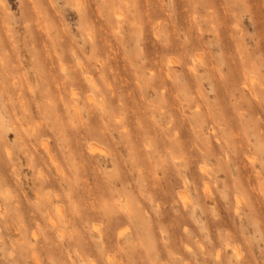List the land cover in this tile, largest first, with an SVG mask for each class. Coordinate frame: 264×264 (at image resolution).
Listing matches in <instances>:
<instances>
[{"label":"rangeland","instance_id":"rangeland-1","mask_svg":"<svg viewBox=\"0 0 264 264\" xmlns=\"http://www.w3.org/2000/svg\"><path fill=\"white\" fill-rule=\"evenodd\" d=\"M262 114L264 0H0V264H264Z\"/></svg>","mask_w":264,"mask_h":264},{"label":"bare ground","instance_id":"bare-ground-1","mask_svg":"<svg viewBox=\"0 0 264 264\" xmlns=\"http://www.w3.org/2000/svg\"><path fill=\"white\" fill-rule=\"evenodd\" d=\"M112 3H113V2H112ZM112 3H111V5H112ZM76 4H77V3H76ZM78 7H79V5H78ZM85 12H86V11H85ZM81 13H82V12H81ZM115 13H117V11H115ZM118 14H119V13H118ZM118 14H117V15H118ZM114 15H115V14H114ZM117 15H116L115 17H117ZM209 16L211 17V15H209ZM118 17H119V15H118ZM118 17H117V18H118ZM119 18L123 19L122 17H119ZM116 20H117V19H116ZM118 20H119V19H118ZM118 20L116 21V24L119 22ZM121 24H122V22H121ZM130 24H131V21H130ZM132 25H133V24H132ZM120 26H122V25H120V22H119V28H118V24H117V26L112 27V28H113V31L115 30V27L117 28V31H116V30H115L116 32L114 31L116 34H118V29H119V33H120ZM165 28H166V27H165ZM170 28H172V27H170ZM186 28H187V27H186ZM174 29H175V28H174ZM146 30H147V29H146ZM199 30H201V29L199 28ZM170 31L172 32V30H170ZM90 32H91V31H90ZM166 32H167V30H166ZM189 32H190V31L186 32V34H187V33L189 34ZM154 33H157V32H155V30H154ZM169 33H170V32H169ZM169 33H167V35H169ZM93 34H94V33H93ZM170 34H171V33H170ZM119 35H120V37H121V33H120ZM145 35H146V34H145ZM154 35H155V34H154ZM167 35H166V37H167ZM92 36H93V35H92ZM156 36L158 37V34H157ZM176 36H177V35H176ZM188 36H189V35H188ZM169 37L171 38V36H168V38H169ZM170 38H169V39H170ZM187 38H188V37H187ZM189 38H190V37H189ZM191 38H192V37H191ZM96 39H97V38H96ZM120 39H121V38H120ZM139 39H140V38H139ZM169 39H167V40H169ZM175 39H176V38H175ZM167 40H166V42H167ZM194 40H195V39H194ZM87 42H88V40H87ZM178 42H179V40H178ZM189 42H191V43H190L191 45H192V44L194 45V46H193L194 49H195L196 47L199 46V45L197 46L198 42H197V44L195 45L194 43H196V42H193V43H192V40H191V39L189 40ZM189 42H188L187 45H190ZM172 43H174V40H173V39H172ZM158 44H160V43H158ZM164 44H165V43H164ZM166 44H167V43H166ZM176 44H177V43L175 42V45H176ZM182 44H183V43H182ZM185 44H186V43H185ZM96 45H97V43H96ZM170 45H171L170 47L172 48V47H173L172 44H170ZM173 45H174V44H173ZM191 45H190V46H191ZM200 45H201V40H200ZM147 46H148V49H149V45H147ZM147 46H146V47H147ZM161 46H163V45L161 44ZM161 46H160V47H161ZM167 46H168V45H167ZM176 46H177V45H176ZM180 46H181V45H180ZM182 46H183V45H182ZM190 46H189V47H190ZM93 47H94V49L96 48L95 46H92V48H93ZM146 47H145V49H147ZM158 47H159V46H158ZM164 47H165V49H166V46H163V48H164ZM170 47H168V48H170ZM193 47H192V48H193ZM216 47H217V46H216ZM161 48H162V47H161ZM168 48H167V49H168ZM173 48H174V47H173ZM184 48H185V47H184ZM192 48L190 47V50H192ZM148 49H147V50H148ZM174 49L178 50L179 48L177 49V48L175 47ZM174 49H173V50H174ZM185 49H186V48H185ZM187 49H188V48H187ZM187 49H186V50H187ZM194 49H193V50H194ZM196 49H197V48H196ZM147 50H146V51H147ZM160 50H162L161 52H166V53H167L168 50L170 51V50H172V49H168L167 51H166V50L163 51V49H160ZM180 50H181V49H180ZM186 50H185V51H186ZM197 50L199 51V49H197ZM182 51H183V50H182ZM182 51H181V53H182ZM187 51H188V50H187ZM187 51H186V52H187ZM198 51H197V52H198ZM175 52H176L177 55H178L180 51H178V52L175 51ZM190 52H191V51H190ZM190 52L187 53V54H190ZM155 54H156V53H155ZM158 54H159V53H158ZM170 54H171V53H170ZM187 54H186V56H189V55H187ZM97 55H99V54H97ZM159 55H160V54H159ZM161 55H164V54L161 53ZM174 55H175V54H174ZM177 55H176V56H177ZM179 55H180V54H179ZM179 55H178L177 57H179ZM191 55H192V52H191ZM193 55H194V53H193ZM172 56H173V55H172ZM186 56H185V54H184L183 57H186ZM195 56H197V54H195ZM199 56H200V55H199ZM156 57H157V56H156ZM158 57H160V56H158ZM197 57H198V56H197ZM160 58H162V56H161ZM163 58H164V57H163ZM188 58H193V57H188ZM200 58H201V57H200ZM166 59H167V58H166ZM179 59H180V57H179ZM201 59H204V58H201ZM201 59L196 58V60H199V62H200V61H201V62L203 61V60H201ZM158 60H159V59H158ZM172 60H173V59H172ZM177 60H178V59H177ZM182 60H183V59H181V61H182ZM186 60L188 61L187 58H186ZM189 60H190V59H189ZM196 60H192V62H195V66L192 65L193 67H191V68H193V69L196 68V65H197V64H196ZM6 61H7V64H6ZM154 61H155V60H154ZM156 61H157V60H156ZM159 61H160V60H159ZM161 61H162V60H161ZM161 61H160V62H161ZM164 61H165V60H164ZM167 61H168V59H167ZM167 61H165V62H167ZM179 61H180V60H179ZM190 61H191V60H190ZM204 61H206V60L204 59ZM204 61H203V62H204ZM3 62H4L6 65H8V64L10 63V62L8 63V60H7V59H5ZM102 62H103V61H102ZM165 62H164V64H162L163 62L159 64L158 61H157V63H158L159 65H162V66L165 65ZM169 62H170V60H169L167 63H169ZM182 62H183V61H182ZM184 62H185V60H184ZM157 63L155 62L154 64H157ZM167 63H166V65H167ZM173 63L175 64L176 62H173V61H172V63H169V65H167L169 69L172 68V67H170V66H171L170 64L173 65ZM185 63H186V62H185ZM188 63H189V62H188ZM150 64H152V65L154 66L153 63H150ZM177 64H179V63L177 62L175 65H177ZM205 64H206V63L204 62V65H205ZM244 64H245V63H244ZM250 64H251V63H249V65H250ZM180 65H184V66H186V64H182V63H181ZM189 65H191V64L189 63V64L186 66V68H188ZM202 65H203V63H202ZM207 65H209V64H206V66H207ZM252 65H253V64H252ZM10 66H11V65L9 64V68H10ZM155 66H156V65H155ZM206 66H205V68H209V67H210V66H209V67H206ZM157 67H158V65H157ZM159 67H161V66H159ZM159 67H158V68H159ZM174 67H175V66H174ZM9 68L7 67V69H9ZM163 68H164V67H162L161 70H162ZM168 68H166L167 71H169ZM182 68H183V67H182ZM186 68H185V69H186ZM191 68H188V70L191 69ZM246 68H247V65H246ZM253 68H254V67H253ZM164 69H165V68H164ZM196 69H198V68H196ZM209 69H212V68H209ZM9 70H10V69H9ZM172 70H173V69H172ZM172 70H171V71H172ZM181 70H182V69H181ZM250 70H251V68H250ZM165 71H166V70H165ZM167 71H166V72H167ZM171 71H169V72H171ZM182 71H183V74H184V72H186L185 70H182ZM189 71H190V70H189ZM191 71H192V69H191ZM194 71L198 72V70H194ZM194 71H192V72H194ZM254 71H255V70H254ZM254 71H253V76H254ZM160 72H161V71H160ZM173 72H175V71H173ZM173 72H172V73H173ZM192 72H191V73H192ZM255 72H256V71H255ZM187 73H188V72H186V74H187ZM189 73H190V72H189ZM198 73H199V72H198ZM240 73H241V72H240ZM162 74H163V73H162ZM166 74H167V73H166ZM174 74H175V73H174ZM196 74H197V73H196ZM172 75H173V74H172ZM257 75H258V74H257ZM184 76H185V75H184ZM189 76H190V74H189ZM193 76H194V73H193ZM198 76H200V75H198ZM103 77H106V79H107V76H106V75H104ZM161 77H162V76H161ZM176 77H177V76H176ZM191 77H192V76H191ZM191 77H189V78H191ZM254 77H255V76H254ZM189 78H188V79H189ZM195 78H196L197 81H198V78H199V77H196V76H195ZM201 78H202V76H201ZM244 78H245V77H244ZM91 79H92V78H91ZM104 79H105V78H104ZM106 79H105V80H106ZM108 79H109V78H108ZM108 79L106 80V84H108V83H107ZM160 79H161V78H160ZM214 79H215V78H212L213 81H214ZM254 79H256V78H254ZM93 80H94V79H93ZM162 80H163V79H162ZM162 80H161V81H162ZM240 80H242V79H240ZM88 81L93 82V84H95V83H94L95 80L92 81V80H90V78H89ZM161 81H160V82H161ZM167 81H168V80H167ZM174 81H175V80H174ZM197 81H196V82H197ZM255 81H256V80H254V84H255ZM175 82H176V81H175ZM187 82H189V81L187 80ZM241 82H243V81H241ZM245 82H246V81H245ZM257 82H258V80H257ZM16 83H17V86H19V85H18V82H16ZM109 83H110V82H109ZM158 83H159V82H158ZM162 83H164V82H162ZM166 83H167V82H165V84H166ZM177 83H179V82H177ZM190 83H192V82H190ZM213 83H214V82H213ZM247 83H249V82H247ZM259 83H260V82H259ZM96 84H98V83H96ZM155 84H157V83H155ZM160 84H161V83H160ZM165 84L162 85V88H164L163 91L165 90V87H166V86L163 87ZM174 84H176V83H174ZM192 84H193V83H192ZM214 84H215V83H214ZM245 84H246V83H245ZM245 84H244V85H245ZM254 84H253V85H254ZM257 84H258V83H257ZM261 84H262V82H261ZM261 84H260V85H261ZM91 85H92V83H91ZM109 85H111V83H110ZM113 85H114V84H113ZM181 85H182V84H181ZM188 85H189V84H188ZM247 85H248V84H247ZM247 85H246V86H247ZM255 85H256V84H255ZM260 85H259V88H260ZM92 86H93V87H96L95 85H92ZM107 86H108V85H107ZM152 86H153V85H151V87H152ZM158 86H159V85H158ZM176 86H177V85H176ZM178 86H179V84H178ZM248 86H249V85H248ZM256 86H257V85H256ZM261 86H262V85H261ZM109 87L112 88L113 86H112V87L109 86ZM151 87H150V88H151ZM160 87H161V86H160ZM188 87H189V90H188L187 88H186V90H187V91H190L191 87H190V86H188ZM192 87H193V86H192ZM250 87L252 88V85H251ZM254 87H255V86H254ZM3 88H4V87H3ZM98 88H99V87H98V85H97V87H96L95 89L97 90ZM154 88H155V86H154ZM156 88H157V87H156ZM166 88H167V87H166ZM168 88H169V87H168ZM244 88H245V87H244ZM244 88H243V89H244ZM261 88H262V87H261ZM248 89H249V88H248ZM155 90H156V89H155ZM155 90H154V91H155ZM166 90H167V89H166ZM249 90H250V89H249ZM150 91H152V89H151ZM262 91H263V90H262ZM163 93H164V92H163ZM165 93L168 94L169 92H168V93L165 92ZM75 94H76V92L74 91V95H75ZM187 94L189 95V93H187ZM191 94H193V93L191 92ZM163 95L165 96V94H163ZM166 96H167V95H166ZM166 96H165V97H166ZM184 96H185V94H184ZM189 96L191 97V95H189ZM194 96L197 97L196 95H194ZM89 97H90V95H89ZM165 97H164V98H165ZM199 97H200V96H198L197 100L199 99ZM255 97H256V96H255ZM92 98H93V97L91 96V99H90V100H92ZM192 98H193V96H192ZM183 99H184V98H183ZM256 99H257V97H256ZM93 100H94V101H93ZM93 100H92V102H93V104H94V102H95L96 100H95V98H93ZM106 100H107V98H106ZM112 100H113V99H112ZM185 100H186V99H185ZM191 100H192V99H190V101H191ZM257 100H258V99H257ZM190 101H188V103H189ZM194 101H196V100L194 99ZM252 101H254V100H252ZM87 102H88V104H89L90 101L87 100ZM106 102H107V101H106ZM108 102H109V99H108ZM108 102H107V103H108ZM110 102L112 103V101H110ZM191 102H192V101H191ZM198 102H200V99L198 100ZM198 102H196V103H198ZM242 102H243V101H242ZM95 103H96V102H95ZM97 103H98V105H99V102H98V101H97ZM97 103H96V105H97ZM245 103H246V102H245ZM245 103H244V104H245ZM249 103H252V102H249ZM254 103L256 104L257 102H254ZM254 103H252V104H254ZM193 104H194V103H193ZM198 104H199V103H198ZM240 104H242V103H240ZM255 104H254V105H255ZM89 105H90V104H89ZM195 105H196V104H195ZM199 105H200V104H199ZM245 105H246V104H245ZM254 105H253V106H254ZM91 106H92V105H91ZM122 106H123V105H122ZM196 106H197V105H196ZM247 106H249L248 103H247ZM253 106H252V109H254ZM255 106H256V105H255ZM98 107L101 108L100 106H98ZM109 107H110V105H109ZM116 107L118 108V106H116ZM249 107H250V106H249ZM257 107H258V106H257ZM198 108L200 109L199 106L197 107V110H199ZM258 108H259V107H258ZM114 109H116V108H114ZM256 109H257V108H256ZM249 110H250V108H249ZM99 111H101V110H99ZM108 111H109V110H108ZM111 111H112V110H111ZM117 111H118V110H117ZM76 112H77V111H76ZM102 112H104V109H103ZM162 112H163V111H162ZM162 112H160V114H164V113H162ZM249 112H250V111H249ZM256 112H257V111H256ZM104 113H105V112H104ZM116 113H117V112H116ZM261 113H262V112H261ZM170 114L172 115L173 112H171ZM174 114H175V113H174ZM249 114H250V113H249ZM258 114H259V113H256L257 116H259V115L261 116V114H259V115H258ZM204 115H207V114L204 113ZM256 115H254V116H256ZM263 115H264V114H262V116H263ZM102 116H103V114H102ZM102 116H101V117H102ZM106 116H107V114H106ZM161 116H164V115H161ZM165 116H166V115H165ZM202 116H203V114H202ZM252 116H253V115H252ZM254 116H253V119H254ZM260 116H259V118H260ZM172 117H173V115H172ZM174 117H175V116H174ZM204 117H206V116H204ZM218 117H220V115H219ZM166 118H167V117H166ZM175 118H176V117H175ZM175 118H174V119H175ZM208 118H209V117H208ZM208 118L206 117V120H207ZM220 118H221V117H220ZM220 118H218V119H220ZM261 118H262V117H261ZM261 118H260V119H261ZM105 119H107V118L105 117ZM109 119H110V118H109ZM109 119H108V120H109ZM174 119H173V120H174ZM209 119H210V118H209ZM221 119H223V118H221ZM253 119H252V120H253ZM260 119H259V121H260ZM263 119H264V118H263ZM263 119L261 120L262 122H263ZM115 120H116V119H115ZM171 120H172V118H171ZM210 120H211V119H210ZM109 121H110V120H109ZM174 121H175V123H171V125L174 124V126H176L177 129H178V126L175 125V124L178 123V122H176V120H174ZM177 121H178V120H177ZM211 121H213V120H211ZM214 121H216V119H214ZM112 122H114V121L112 120ZM116 122H122V121H121V120H120V121H117V120H116ZM212 123H213V125L215 126L214 122H212ZM253 123L256 124V121L252 122V124H253ZM259 123H260V124H259V125H260V129H261V126H262L263 124L261 125V122H259ZM263 123H264V122H263ZM106 124H107V123H106ZM110 124H111V123H110ZM119 124L121 125V123H119ZM257 124H258V123H257ZM107 125H108V124H107ZM115 125H116V124H115ZM124 125H125V124H124ZM197 125H198V123H197ZM197 125H196V126H197ZM200 125H202V124L200 123ZM213 125H212V126H211V124L209 125V127L211 126L212 130H213ZM246 125H247V124H246ZM105 126H106V125H105ZM168 126H169V125H168ZM168 126H167V128H168ZM179 126H180V130H181V128H182V129H185L183 126H181V125H179ZM248 126H249V125H248ZM254 126H255V125H254ZM80 127H81V126H80ZM106 127H107V126H106ZM141 127H142V126H141ZM144 127H145V126H144ZM144 127H142V128H144ZM172 127H173V126H172ZM176 127H174V128L176 129ZM215 127H216V126H215ZM249 127H250V126H249ZM252 127H253V126H252ZM258 127H259V126H258ZM262 127H264V125H263ZM17 128H18V127H17ZM81 128H83V127H81ZM125 128H126V127H125ZM125 128H124V129H125ZM146 128H147V127H146ZM153 128H154V126H153ZM169 128H170V126H169ZM211 128H210V129H211ZM245 128H246V127H245ZM247 128H248V127H247ZM78 129H79V128H78ZM113 129H114V128H113ZM124 129H123V130H124ZM150 129H151V128H150ZM155 129H156V127H155ZM172 129H173V128H172ZM250 129H251V128H250ZM257 129H259V128H257ZM262 129H263V128H262ZM81 130H82V129H81ZM84 130H86V127H84L83 131H84ZM123 130H122V131H123ZM142 130H144V129H142ZM146 130L149 131V127H148V129H146ZM156 130L158 131L159 129H156ZM165 130H166V129H165ZM167 130H168V132H169V129H167ZM178 130H179V129H178ZM185 130H186V129H185ZM245 130H247V129H245ZM79 131H80V130H79ZM94 131H95V129H94ZM124 131H125V130H124ZM148 131H147V132H148ZM157 131H156V132H157ZM160 131H161V130H160ZM162 131H163V130H162ZM170 131H171V130H170ZM183 131H184V130H183ZM183 131H182V133H184ZM215 131H216V130H215V128H214L213 133H214ZM247 131H248V130H247ZM251 131H252V130H251ZM251 131H250V132H251ZM262 131H263V130H262ZM84 132H85V131H84ZM95 132H96V131H95ZM97 132H98V131H97ZM152 132H155L154 129H153ZM164 132H166V131H164ZM168 132H167V133H168ZM172 132H174V131H172ZM42 133H43V132H42ZM99 133H100V131L98 132V134H99ZM120 133H122V132H120ZM158 133H160V132H158ZM169 133H170V132H169ZM169 133H168V134H169ZM180 133H181V131H180ZM262 133H264V131H263ZM262 133H261V134H262ZM88 134H89V133H88ZM93 134L96 135L97 133H93ZM100 134H101V133H100ZM100 134L98 135V137L100 136ZM155 134H157V133H155ZM170 134H171V133H170ZM170 134H169V135H170ZM175 134H176L175 136H178V134H179L178 131H176ZM36 135H37V134H36ZM36 135H35V136H36ZM42 135H43V134H42ZM85 135L87 136V131H86ZM105 135H106V134H105ZM157 135H162V136H163V134H157ZM172 135H173V134H172ZM214 135H216V132L214 133ZM214 135H212V136H214ZM232 135H233V133H232ZM249 135H250V134H249ZM259 135H260V134H259ZM259 135H258V136H259ZM102 136H103V135H102ZM102 136H101L100 138H102ZM106 136H107V135H106ZM162 136H159V137L161 138ZM229 136H230V134H229ZM251 136H252V135H251ZM84 137H85V136H84ZM84 137H83V138H84ZM103 137H104V136H103ZM164 137H165V136H164ZM173 137H174V136H173ZM179 137H180V139H181V137H183V136H179ZM179 137H177V138H179ZM252 137H253V136H252ZM259 137H261V136H259ZM87 138L89 139L88 136H87ZM87 138L85 137V139H87ZM93 138H95V136H94ZM175 138H176V137H175ZM175 138H174V139H175ZM232 138H233V137H232ZM250 138H251V137H250ZM250 138H248V139H250ZM85 139H84V140H85ZM96 139H97V138H96ZM98 139H99V138H98ZM103 139H104V138H103ZM163 139H164V138H162V140H163ZM167 139H170L169 136H168ZM241 139H242V138H241ZM244 139H245V137H244ZM244 139H243L242 141H244ZM252 139L254 140L255 137H254V138H251L250 141H251ZM65 140H66V139H65ZM100 140H101V139H100ZM178 140H179V139H177V142H178ZM257 140H258V139H257ZM263 140H264V139H263ZM43 141H44V142H42V143H43V145H45L44 147L47 148L46 146H47L48 143L46 144V142H48V141H47V140H46V141L43 140ZM86 141H87V140H86ZM169 141H172V139L168 140L167 142H169ZM173 141L175 142V140H173ZM210 141H211V140H210ZM242 141H241V140L239 141L240 144L242 143ZM258 141H259V140H258ZM258 141H257V142H258ZM72 142H73V141H72ZM72 142H71V144H72ZM92 142H93V141H91L90 143H92ZM149 142H150V141H149ZM179 142H180V140H179ZM179 142H178V143H179ZM182 142H183V141H182ZM237 142H238V141H237ZM244 142H245V141H244ZM247 142H248V141H247ZM255 142H256V141H255ZM260 142L263 143L262 141H260ZM63 143H64V142H63ZM83 143L86 144V142H83ZM146 143H147V140H146ZM162 143H164V142H162ZM170 143H171V142H170ZM183 143H184V142H183ZM217 143H218V142H217ZM249 143H251V142H249ZM93 144H94V143H93ZM125 144L127 145V143H125ZM147 144L149 145V143H147ZM172 144H173V143H171V145H172ZM174 144H175V143H174ZM176 144H177V143H176ZM179 144H180V143H179ZM184 144H185V145H183V144L181 145V144H180V145H181L180 147H183L182 150H186V149L184 148V147H186V143H184ZM224 144H226V143H224ZM238 144H239V143H238ZM238 144H237V146H239ZM243 144H244V143H243ZM245 144H246V143H245ZM245 144H244L243 146H245ZM251 144H252V143H251ZM43 145H42V146H43ZM68 145H69V144H68ZM95 145H96V144H95ZM126 145H125V146L123 145V146L126 148ZM163 145H165V143H164ZM163 145H162V146H163ZM209 145H212V144H209ZM248 145H249V144H247V146H248ZM263 145H264V144H263ZM84 146H86V145H84ZM84 146H83V147H84ZM97 146H100V145H97ZM127 146H128V145H127ZM162 146H161V147H162ZM165 146H166V145H165ZM177 146H179V145H177ZM212 146H213V145H212ZM221 146H222V145H221ZM240 146H241V145H240ZM243 146H242L241 148H239V149H242ZM48 147H49V146H48ZM65 147H66V146H65ZM163 147H164V146H163ZM163 147H162V148H163ZM213 147H214V146H213ZM217 147H219V146H217ZM217 147H216V148H217ZM251 147H252V146H251ZM67 148L69 149V147H67ZM85 148H89V147L86 146ZM162 148H161V150H162ZM216 148H214V149H216ZM244 148L246 149V152H247V155H248L249 152H250L251 150H250V151L248 150V151H249V152H248V151H247L248 147H247V148L244 147ZM79 149H80V146H79ZM101 149H102V148H101ZM128 149H129V148H128ZM236 149H238V148H236ZM239 149H238V150H239ZM245 149H242V151L245 150ZM258 149H259V147H258ZM45 150H46V149H45ZM50 150H51V149H50ZM50 150L47 149V150H46L47 153H50V152L52 153V151H50ZM94 150H95V147H94V145L91 144V145H90V151L94 152ZM105 150H106V149H105ZM163 150H164V148H163ZM199 150L201 151L202 148H201V149L199 148ZM211 150H213V148H212ZM211 150H210V146L208 147V145H207V146H206V151L204 152V153H205V156L208 154V155H211L212 157H215L214 155L211 154L213 151L215 152V155H216L217 153H220L218 149H217V150H218L217 153H216V150H213L212 152H211ZM234 150H235V149H234ZM48 151H50V152H48ZM70 151H71V150H70ZM73 151H74V150H73ZM106 151H107V150H106ZM128 151H129V150H128ZM178 151H181V150L178 149ZM202 151H204V150H202ZM236 151H237V150H236ZM261 151H263V150L261 149ZM104 152H105V151H104ZM107 152H108V151H107ZM107 152H106V153H107ZM163 152L166 153L165 151H163ZM169 152H171V151L169 150ZM169 152H167V153H169ZM174 152H175V151H174ZM183 152H184V151H183ZM239 152L241 153V150H240ZM251 152H252V151H251ZM251 152H250V154H251ZM51 153H50V154H51ZM89 153H90V152H89ZM108 153H109V152H108ZM171 153H172V152H171ZM206 153H207V154H206ZM240 153H238V154H240ZM243 153H244V152H242V155H243ZM262 153H264V152H262ZM50 154H49V155H50ZM92 154H93V153H92ZM200 154H201V153H200ZM244 154L246 155V153H244ZM255 154H256V153H255ZM260 154H261V152H260ZM51 155H53V154H51ZM88 155H89V154H88ZM109 155H110V154H109ZM109 155H108V156H109ZM172 155H174V154H172ZM208 155H207V156H208ZM218 155H219V154H218ZM218 155H217V157H216L217 159H218ZM242 155H241V156H242ZM247 155H246V157H245L246 159L249 158V159L247 160V162H248V161H249L250 163L252 162V166H253V165H254L253 163H255L253 160L258 161L257 158L255 159V157L253 156L252 158H254V159H251L252 161H250V158H251L252 155H249L250 157H249V156L247 157ZM256 155H257V154H256ZM207 156H206V158H207ZM53 157H54V156H51L52 159H53ZM172 157H173V156H172ZM174 157H175V156H174ZM176 157H177V156H176ZM208 157H209V156H208ZM89 158H90V157H89ZM112 158H113V157H112ZM203 158H204V157H203ZM203 158H202V159H203ZM54 159H55V158H54ZM110 159H111V158H110ZM176 159H177V158H176ZM176 159H174V160H176ZM179 159H180V158H179ZM179 159H178V160H179ZM204 159H205V158H204ZM204 159H203V160H204ZM207 159H208V158H207ZM231 159H232V158H231ZM246 159H245V160H246ZM205 160H206V159H205ZM206 161H207V160H206ZM206 161H205V162H206ZM203 162H204V161H202V163H203ZM233 162H234V160H233ZM240 162H241V161H240ZM245 162H246V161H245ZM193 163H194V162H193ZM202 163H200V164H202ZM206 163H207V162H206ZM206 163H203V165L206 164ZM238 163H239V162H238ZM241 163H242V162H241ZM198 164H199V163H198ZM222 164H223V163L219 164L220 167L222 166V167L219 168V169L222 170V172L224 171L223 174H225V176L229 177V175H228V174H229V171H228V170H229L230 168H229L227 165H226V167H225V166H223V165H225V164H223V165H222ZM189 165H190V164H189ZM191 165H193V164H191ZM242 165H243V164H242ZM200 166H201V165H200ZM190 167H191V166H189V168H190ZM198 167H199V166H198ZM244 167H245V166H244ZM244 167H243V168H244ZM199 168H200V167H199ZM203 168H204V169L206 168V170L201 169L202 171L200 170V173L203 172V171H208L207 168H209V165H206V166L203 167ZM212 168H213V167H212ZM224 168H225V169H224ZM227 168H229V169H227ZM239 168H240V167H239ZM241 168H242V167H241ZM245 168H246V167H245ZM245 168H244V170H245ZM215 169H216V168H214V170H215ZM246 169H247V168H246ZM216 170H217V171H213V170L210 171V170H209V173L211 174L212 177H216V173L219 171L218 169H216ZM236 170L238 171L239 169H236ZM245 171H246V170H245ZM238 172L240 173V170H239ZM247 173H248V172H247ZM206 174H207V173H206ZM207 175H208V174H207ZM240 175H242V174L240 173ZM96 176H97V175H96ZM205 176H206V175H205ZM243 176H244V175H243ZM200 177H201V175H200ZM209 177H210V176H209ZM249 177H250V176H249ZM66 178H67V177H66ZM66 178L63 177V179H66ZM240 178H241L240 180H242V176H240ZM244 178H245V176H244ZM250 178H251V177H250ZM47 179L49 180V182H50L51 185H52L53 182H51V181H53V180H51V178H50V179L47 178ZM201 179H203V177H202ZM205 179H206V178H205ZM246 179H247V178H246ZM246 179H243V181H244V180H245V181H248V180H246ZM48 180H47V181H48ZM50 180H51V181H50ZM67 180H68V179H67ZM67 180H66V181H67ZM250 180H251V179H250ZM206 181H207V180H206ZM206 181H205V183H203V184H205V185H204V188H205V189L202 188L203 191L205 190V193H204V192L202 193L203 195L205 194L204 196H208L207 194H209V195L212 194V193H210L212 190H210V192H208V190H209V186H208V185H209V184L206 183ZM243 181H242V184H243ZM49 182H47V183H49ZM207 182H208V181H207ZM261 182H262V181H261ZM261 182H259V183H261ZM47 183H45V186L47 185ZM50 183H49V185H50ZM240 183H241V181H240ZM247 183L249 184V182H247ZM247 183H245V184L248 185ZM259 183H258V186H259V189H261L260 186H261L262 183H261V184H259ZM245 184H244V186H245ZM4 185H5V184H4ZM42 185H43V184H42ZM49 185H47V186H49ZM164 185L166 186V183H164ZM168 185H169V183L167 184V186H168ZM171 186H172V185H171ZM240 186H241V188H242L243 185H240ZM248 186H249V185H248ZM248 186H246V188H248ZM168 187H169V186H168ZM176 187H178V186H176ZM262 187H263V184H262ZM166 188H167V187H166ZM241 188H240V190H241L242 192L244 191V193H246L247 190H249L251 187L248 188V189H246L245 187H243V189L245 188L246 191H245V189L243 190V189H241ZM196 189H197V188H196ZM262 189H264V188H262ZM250 190H251V189H250ZM182 191H183V190H182V188H181V190L179 191V193L182 192ZM261 191H262V190H261ZM212 192H213V191H212ZM231 192H232V191H231ZM236 192H237V191H236ZM242 192H241V193H242ZM251 192H252V191H251ZM182 193H183V192H182ZM213 193H214V192H213ZM232 193H233V192H232ZM241 193H240V196L242 195ZM247 193H248V192H247ZM249 193H250V192H249ZM180 194H181V193H180ZM180 194H179V196H181ZM199 194H200V193H199ZM215 194H216V193H215ZM177 195H178V194H177ZM233 195H234V194H233ZM233 195H232V196H233ZM204 196H203V197H204ZM215 196H216V195H215ZM217 196H218V195H217ZM220 196H221V195H220ZM220 196H219V197H220ZM222 196L224 197V195H222ZM229 196H230V195H229ZM181 197H182V200H184L185 197L188 198L186 195H184V193H183V196H181ZM181 197H180V198H181ZM183 197H184V198H183ZM219 197H215V198L220 199ZM241 197H242V196H241ZM177 198H178V196H177ZM205 198H206V197H205ZM207 198H208V197H207ZM212 198H214V197H212ZM199 199H200V197H199ZM178 200L180 201L181 199H178ZM214 200H215V199H214ZM239 200H240V198H239V199H236L235 201H237V203H239V202H238ZM240 201H241V200H240ZM182 202H183V201H182ZM182 202H181V203H182ZM256 202H257V201H256ZM44 204H45V203H44ZM217 205H218V204H217ZM240 205H242V204L240 203ZM252 205L254 206V203H253ZM255 205H256V203H255ZM257 205H258V204H257ZM184 206H186V205L184 204L183 207H184ZM236 206L238 207V205H236ZM237 207H236L235 212H236L237 209L239 208V207H238V208H237ZM201 208H202V207H201ZM196 210H197V209H196ZM196 210H195V212H196ZM198 211H199V210H198ZM200 211L204 212L205 209H204V211H203V210H200ZM127 212H128V211H127ZM130 212H131V211H129L128 213H130ZM205 212H206V211H205ZM237 212H238V211H237ZM196 214H197V213H196ZM5 215H6V213H5ZM130 215H131V213H130ZM206 215H207V217H208V214H206ZM54 220H55V219H54ZM252 221H253V220H252ZM27 222H29V221H27ZM52 222H53V221H52ZM13 223H14V222H13ZM25 223H26V222H25ZM10 224H12V223H10ZM53 224H54V222H53ZM249 224H250V222H249ZM30 225L32 226V223H31V222H30ZM56 225L58 226V224H56ZM56 225H53V226H55L56 229H58L59 226H58V228H57ZM208 225H209V224H208ZM250 225H251V224H250ZM259 225H260V224H259ZM9 226H10V225H9ZM11 226H12V225H11ZM61 226H62V225H61ZM61 226H60V227H61ZM247 226H248V225H247ZM3 227H4V229H5V226H3ZM250 227H251V226H250ZM259 227H260V226H259ZM19 228H20V227H19ZM23 228H24V227H23ZM193 228H194V227H193ZM255 228H256V226H255ZM255 228H254V229H255ZM257 228H258V224H257ZM32 229L34 230V227H32ZM59 229H60V228H59ZM59 229H58V230H59ZM209 229H210V230H209L210 232L208 231V233H211L212 229H211V228H209ZM254 229H253V230H254ZM33 230H32V231H33ZM191 230H192V229H191ZM193 230H194V229H193ZM251 230H252V229H251ZM6 231H8V230H6ZM59 231H60V232H63V229H62V231H61V229H60ZM194 231H195V230H194ZM35 232H36V231H34V234H33V235H37V234H38V233L36 234ZM196 232H197V231H196ZM193 233H194V232H193ZM227 233H228L229 235L231 234V233H229V232H227ZM227 233H226V234H227ZM194 234H195V233H194ZM197 234H198V232H197ZM197 234H195V237H197V236H196ZM205 234H206V233H205ZM213 234H214V233L212 232V235H211V234H209V235L213 236ZM226 234H225V235H226ZM214 235H215V234H214ZM198 236H199V234H198ZM215 236H217V235H215ZM215 236H214V237H215ZM230 236L233 237L232 234H231ZM209 237H210V236H209ZM214 237H213V238H214ZM217 237H218V236H217ZM227 237H228V236H227ZM215 238H216V237H215ZM215 238H214V240H217V239H215ZM198 239H199V240H198ZM226 239H227V238H226ZM218 240H220V239L218 238ZM229 240H230V239H228V241H229ZM6 241H8V240H6ZM197 241H202V239L197 238ZM211 241H212V239H211ZM225 241H226L225 244H226L227 246H229V245L231 244V243L229 244V242H228L227 240H225ZM230 241H231V240H230ZM186 242H187V243H186ZM186 242H185V243H186L187 245H185L184 247L188 246V241H186ZM203 242H205V241H203ZM196 243H197V242H196ZM200 243H201V245L203 244L202 242H200ZM200 243H199V245H200ZM219 243H220V241H219L217 244H219ZM194 244H195V243H194ZM197 245H198V244H197ZM204 245H205V244H204ZM211 245H212V244H211ZM189 246H190V245H189ZM189 246H188V247H189ZM202 246H203V245H202ZM202 246H201V247L199 246V248H200V249H203L204 246H203V247H202ZM218 246H219V245H218ZM218 246H217V247H218ZM190 247H191V246H190ZM211 248H212V247H211ZM186 249H187V248H186ZM186 249H185V251H187ZM215 249H216V247H215ZM204 250H206V248H204L203 251H204ZM219 250H220V249H219ZM219 250H217V252H218ZM8 251H9V250H8ZM12 251H13V250H12ZM220 251H221V250H220ZM10 252H11V251H10ZM10 252H9V253H10ZM12 253H13V255L15 254L14 252H11L10 255H12ZM33 253H34V252H32L31 255H33ZM35 253H36V252H35ZM35 253H34V254H35ZM16 254H17V253H16ZM17 255H19V253H18ZM17 255H16V258H17ZM35 255H37V254H35ZM215 255H216V257H217V261H218V260L220 259L219 257H221V256H219V253H218V254H215ZM222 255H223V254H222ZM240 256H241V255H240ZM35 257H36V258H35V261H36V262L38 261V262H37L38 264L42 262V260H41V262H40V260H39L40 257H37V256H35ZM13 258H14V256H13ZM37 258H38V259H37ZM212 258H213V256H212ZM223 258H224V257H223ZM36 259H37V260H36ZM211 261H212V259H211ZM212 262H213V261H212ZM241 262H242V261H241ZM37 263H35V264H37ZM20 264H22V263H20ZM241 264H242V263H241Z\"/></svg>","mask_w":264,"mask_h":264}]
</instances>
